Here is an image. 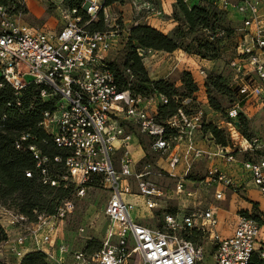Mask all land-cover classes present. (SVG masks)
<instances>
[{
	"label": "built area",
	"instance_id": "2783aa9c",
	"mask_svg": "<svg viewBox=\"0 0 264 264\" xmlns=\"http://www.w3.org/2000/svg\"><path fill=\"white\" fill-rule=\"evenodd\" d=\"M42 1L60 10L59 30H36L21 24L15 9L24 7L26 0L0 4V83L9 84L15 96L34 84L40 88L42 99L58 97L55 109L44 113L40 125L61 153L49 157L29 146L35 172L26 170L24 175L31 178L35 174L45 186L69 188L77 198L86 190L99 187L107 194L103 214L108 224L99 250L91 254L69 251L65 244L47 248L57 222L73 208L70 200H62L53 214L34 211L32 221L0 203V225L7 235L3 244L9 252L23 257L28 244L31 251L44 252L55 264H129L135 259L139 264H197L202 260L204 245H196L176 233L183 231L194 233L209 245L215 264H248L255 252L264 262V245L258 241L259 228L264 224H259L251 213L239 214L232 234L227 237L219 234L218 218L212 207H193L181 216L179 212L166 214L164 230L151 229L138 221V214L135 219L130 214L138 208L131 197L138 195L145 207L152 209L161 194L142 180L148 171L136 173L130 148L136 130L150 139L152 152L164 157V171L169 177H177L174 169L181 160L185 162V171L193 161L206 160L209 167L203 182L206 188L213 187L216 200H222L227 190L235 195L244 192L245 183L220 170L214 160L219 157L226 166L241 165L262 198L259 219L264 223V155L245 158L255 155L264 145L256 137H245L235 123L238 113L250 118L247 107L264 108V0H212L218 10L226 13L231 25V12L243 17L240 27L232 26L233 55L228 62L234 71L230 88L235 102L216 124L229 143H213V151L200 149L192 141L195 131L202 128L200 110L189 113L179 107L174 115L159 121L158 107L168 103L167 97H146L118 89L105 60L106 53L114 50L118 41L117 19L108 12L110 5L105 6L104 0H83L79 5H68L69 0ZM182 1L189 4L195 0ZM133 6L139 12L153 11L148 0ZM100 19L106 29H92ZM198 73L203 77L204 88L205 68ZM125 74L133 77L129 69ZM28 138L27 134L21 135L15 148L20 149L21 141ZM181 144L185 146L184 155L177 152ZM54 166L60 168V174L51 172ZM133 184L137 185V194ZM176 190L180 192L181 183ZM6 226L14 229L15 234L10 235Z\"/></svg>",
	"mask_w": 264,
	"mask_h": 264
},
{
	"label": "rangeland",
	"instance_id": "374dc122",
	"mask_svg": "<svg viewBox=\"0 0 264 264\" xmlns=\"http://www.w3.org/2000/svg\"><path fill=\"white\" fill-rule=\"evenodd\" d=\"M26 1L27 6L26 2H24V7H17L15 9V12L20 14L21 24H26L36 30L57 31L61 28L62 24L59 9L42 0ZM69 1L72 2L71 0ZM140 1L141 0H123L110 5L108 12L111 14L112 18L117 19L115 25L117 27L116 32L118 41L114 50L106 53V62H111L119 72L124 71L126 68L124 67V62L131 50L128 37L131 28L136 26L134 23H137V25H148L163 34L172 37L177 44V49L173 52L138 49L140 50V62L148 79L150 81L163 80L172 84L179 92L176 99L180 102L183 97L181 94L185 93V84L183 82L185 77L184 73H186V71L191 73V77H193L198 85V91L194 96L187 97V99L183 101L182 104L184 105L185 110L189 113H194L195 111L200 110L202 112L204 124L211 125L214 123L216 125L220 123L224 117V112L235 102V99H231L227 92L228 90L218 92L211 84L207 86V90L204 89L205 85L204 88L202 86L203 77L199 75L198 70L205 68L207 75L213 74L226 77L224 83H228V86L230 87L234 71L229 67L228 62L233 55L232 48L234 39L232 45L230 42L229 49L224 53H220L217 58L214 60L204 59L209 61L206 64L201 58L203 51L198 47L204 41L202 35L198 29L188 28L189 26L184 19L178 0H148L152 3L153 11L139 12L133 4L135 3V5H138V2ZM229 16L234 23V25L231 26L240 27L242 25V14L231 12ZM103 28L106 29V26L103 25ZM210 54L211 53H209V56ZM130 81H132V88H138L139 84L135 79ZM149 96L153 95H149L148 93L146 97ZM211 100L216 101L219 110L212 108L209 103ZM247 113L250 117L248 119V129L246 131L247 136L256 137L259 142L264 145V109H259L258 106H252L251 108L247 107ZM192 141L194 142V145L200 149H210L211 151L216 150V148L213 147L214 142L211 140L210 135L204 133L202 130H200V132L195 131L192 136ZM149 144L150 139L147 136L133 130V138L130 142V148L132 150V157L136 161V173L148 171L149 173L146 174L142 180L149 182L160 191L161 194L157 198L156 206L152 209H147L144 205L143 198L138 197V195L131 197L130 200L138 206V208L135 207L130 211L131 217L135 219L138 214V221L143 225L155 230H164V216L166 214L174 215L179 212V216H181L183 212L188 211L193 207L202 209L212 207L218 218L217 230L222 232V228L220 229V227H224L227 220L220 219V222L219 212L232 206L233 199L235 200L241 197L240 193L235 195L231 194L230 190H227L225 191L222 200H216L214 198L213 187L206 188L203 182L208 174L209 167L208 162L204 159L195 160L190 163L187 171H185L184 168V160H181L179 165L174 169V176L177 177H169L164 171V169H166L164 157L152 152ZM257 151L258 152H255V155H246L245 158L249 157L256 159L260 155H264V148ZM177 152L184 155V144H181L180 148L177 149ZM214 163L225 173L233 171V173H230L233 178L239 177L242 181L248 183V187H250L252 191L259 195L257 187L252 181H250L248 174L244 171L241 165L230 164L228 168H223L219 157L214 160ZM51 172L53 174H60L61 170L59 167L54 166L52 167ZM178 182L181 183L180 192H177L176 190ZM133 192L134 194L138 193L136 184H133ZM241 193L243 194L245 192ZM43 197L52 200L54 193H43ZM258 197H260L262 203L261 196L259 195ZM66 198V200L72 202L73 208L70 213L65 214L64 217L57 222L53 239L50 244L46 245V247L50 248L53 246L56 248L60 244H65L69 251L83 250L88 249L89 247L98 248L104 239L108 224L107 219L103 214L107 194L99 187H94L86 190L85 194L80 198L75 197L70 192L66 195ZM8 201L7 205L11 207L17 208L18 206H21V202L17 198ZM60 205L61 202L55 199L53 205L54 208ZM48 206V204L44 205V210L40 212L37 210V212L45 214V209H47ZM258 212L259 210L253 207L250 213L255 215L258 214ZM6 228L11 235L12 228L9 226H6ZM261 228L262 227L259 228V242ZM176 233L180 237H185L187 235L183 231H176ZM204 242L203 239H196L194 242L196 245H204L202 260L197 264H215V258L214 255L210 253L209 245L204 244ZM21 258L22 257L18 258L10 253L9 249L1 243L0 261L2 263L15 264L17 261L21 260ZM129 264H139V262L135 259V261L131 260Z\"/></svg>",
	"mask_w": 264,
	"mask_h": 264
},
{
	"label": "trees",
	"instance_id": "16d2710c",
	"mask_svg": "<svg viewBox=\"0 0 264 264\" xmlns=\"http://www.w3.org/2000/svg\"><path fill=\"white\" fill-rule=\"evenodd\" d=\"M8 1L10 0H0V4L5 5ZM71 1L72 2L68 1V5H79L83 0ZM121 1L123 0H104V5L108 6ZM178 3L181 7L184 19L189 26L188 28L198 29L202 35L204 41L198 47L203 51L201 54L203 60H214L220 53H224L229 49L230 42L231 45L233 43V27L226 13L218 10L212 4V0H195L189 4L184 3L182 0H178ZM91 28L103 30L102 20L100 19L94 23ZM128 41L131 50L124 62V67H126L124 71L119 72L111 62L108 63L110 69L114 73L118 89L121 91L129 90L132 94H140L143 96H147L148 93L149 95L162 94L167 97L168 103L159 105L158 120L162 121L174 115L179 107H184L182 104L183 101L187 99V97L194 96L198 91L197 85L193 81L190 73L186 71L183 79L185 93H180L183 97L179 102L176 99L179 92L172 84L163 80L150 81L148 79L140 62L139 53L142 49L173 52L177 49L175 40L153 27L138 24L131 28ZM209 53H211L210 56ZM126 69L131 71V75L133 76L131 79L125 74ZM225 78L226 77H222L221 75L208 74L205 81V89L207 90V86L211 84L218 92L228 90L227 92L231 99L234 100L235 94L228 86V83H224ZM132 79L138 82V88L135 89L131 87L132 81L130 80ZM0 84H2L0 86V203L8 208L17 210L32 221L34 220V211L37 212L38 210L40 212L44 210L43 206L48 204L49 206L45 209V214H53L57 208L53 206L54 200L57 199L60 202L66 200V195L69 192L71 193L69 188H52L40 184L35 174L31 178L25 177L24 175L26 170L35 172L34 160L29 146H34L41 151L42 154L48 155L49 157L61 153L54 147L50 136L40 125L44 113L52 112L55 109L58 97L53 96L50 99H42L39 94L40 88L34 84H30L19 96H15L9 84L4 82ZM209 103L213 109L219 110L216 101L211 100ZM3 116H5V119L2 120ZM235 123L239 131L245 137L249 138L246 134L248 120L242 113H238ZM201 130L210 135L211 140H213L216 145L226 146L229 143L223 131L217 129L214 123L211 125L203 123ZM23 134L29 135V138L25 141H21L20 149H16L15 144L20 140ZM46 192L48 194L54 193L52 200L43 197V193ZM15 198L19 199L21 206L15 208L7 205L9 202L8 200ZM252 207L257 209L256 204H253ZM243 213L247 214L246 211ZM255 215L250 214L251 217L259 221V224H264L259 219V212ZM185 238L192 242L198 239L195 237L194 233L187 234ZM6 239L7 235L0 225V244L6 241ZM100 246L98 248L89 247L82 251L86 254H91L99 250ZM0 264L4 263L0 261ZM19 264L55 263L51 262L42 251H31L21 258ZM248 264H264V262L259 259L258 253L255 252L252 254Z\"/></svg>",
	"mask_w": 264,
	"mask_h": 264
},
{
	"label": "crops",
	"instance_id": "0c3cea01",
	"mask_svg": "<svg viewBox=\"0 0 264 264\" xmlns=\"http://www.w3.org/2000/svg\"><path fill=\"white\" fill-rule=\"evenodd\" d=\"M26 6H27V1H26ZM203 62H205L206 64L209 61L203 60ZM251 108V107H250ZM264 109V108H261ZM253 114V113H251ZM221 166L223 168H228V166L224 165L221 163ZM233 173V171H228V174ZM239 178V177H238ZM245 183L244 186V192L245 193H240L241 197L238 199H233L232 202V206H230L229 208H227L226 210L220 211L219 212V221L221 222L220 219H226V223L225 226L220 227V229L222 228V232L218 231L219 234L223 237H227L230 236L233 232V229L235 227V224L237 222L238 219V215L243 213V212H248L250 213L252 210V205L256 204L257 205V209L260 211H262V203L260 201V197H258L259 195L256 194V192L252 191L250 189V187H248V183H246L245 181H243ZM235 198V197H233ZM220 210V209H219ZM221 217V218H220ZM261 231H260V244L264 245V225L261 226ZM11 234L14 235L15 234V230L12 229L11 230ZM1 245V244H0ZM4 246H6V243L3 244ZM26 247H28V249H25V254L28 252H31V248L29 247V245L27 244ZM20 261V260H19ZM19 261H17L15 264H19Z\"/></svg>",
	"mask_w": 264,
	"mask_h": 264
}]
</instances>
